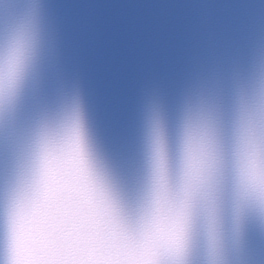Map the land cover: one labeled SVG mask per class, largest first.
I'll use <instances>...</instances> for the list:
<instances>
[{"label": "water", "instance_id": "water-1", "mask_svg": "<svg viewBox=\"0 0 264 264\" xmlns=\"http://www.w3.org/2000/svg\"><path fill=\"white\" fill-rule=\"evenodd\" d=\"M37 41L39 92L25 88L16 123L0 139V255L17 167L39 107L79 99L96 157L113 178L109 202L122 229L139 235L154 109L164 125L173 183L185 112L214 118L224 157L220 206L229 229L239 139L238 94L252 110L264 70V0H0V52L21 32ZM255 124V121L253 122ZM254 135L259 136L258 128ZM206 221L193 218L191 264H204ZM245 264H264V233L246 228ZM162 264H168L162 258Z\"/></svg>", "mask_w": 264, "mask_h": 264}, {"label": "clouds", "instance_id": "clouds-1", "mask_svg": "<svg viewBox=\"0 0 264 264\" xmlns=\"http://www.w3.org/2000/svg\"><path fill=\"white\" fill-rule=\"evenodd\" d=\"M37 41L21 32L10 48L0 52V139L7 137L17 119L24 100L25 88L31 85L39 92ZM239 139L236 150L235 191L229 229L225 230L221 215L220 194L224 157L217 129L210 111L185 112L182 127L178 169L173 183L160 110L154 109L147 135L148 177L142 196L140 214L143 224L158 202L179 206L184 214L182 242L165 257L168 264H191L193 218L203 214L207 229L204 264H245L246 228L254 222L264 233V183L248 175L250 145L264 144V70L256 90L252 110L246 97L238 94ZM255 121V124L253 123ZM258 128L260 135H254ZM70 140L79 142L92 180L109 202L119 199V191L104 164L96 157L88 136L83 111L77 97L62 100L55 108L39 107L28 129V146L17 167L16 187L7 212L5 251L0 264H14L17 213L25 205L35 187L45 152Z\"/></svg>", "mask_w": 264, "mask_h": 264}, {"label": "snow or ice", "instance_id": "snow-or-ice-1", "mask_svg": "<svg viewBox=\"0 0 264 264\" xmlns=\"http://www.w3.org/2000/svg\"><path fill=\"white\" fill-rule=\"evenodd\" d=\"M248 175L264 183V144L250 145ZM182 209L158 202L131 237L96 186L79 142L48 149L28 202L18 213L14 264H162L179 248Z\"/></svg>", "mask_w": 264, "mask_h": 264}]
</instances>
